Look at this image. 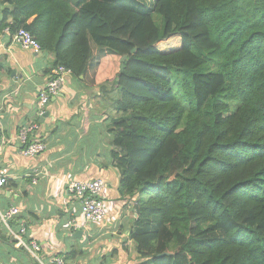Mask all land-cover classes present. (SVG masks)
Masks as SVG:
<instances>
[{
	"label": "trees",
	"instance_id": "obj_1",
	"mask_svg": "<svg viewBox=\"0 0 264 264\" xmlns=\"http://www.w3.org/2000/svg\"><path fill=\"white\" fill-rule=\"evenodd\" d=\"M4 4L2 30L28 31L77 82L91 71L114 112L140 264H264V0Z\"/></svg>",
	"mask_w": 264,
	"mask_h": 264
},
{
	"label": "crops",
	"instance_id": "obj_2",
	"mask_svg": "<svg viewBox=\"0 0 264 264\" xmlns=\"http://www.w3.org/2000/svg\"><path fill=\"white\" fill-rule=\"evenodd\" d=\"M8 8L0 0V175L7 179L0 189V211L18 208L10 227H25L23 239L38 244L43 264L53 258L65 264H140L130 239L138 197L120 194V171L109 158L113 146L106 121L114 112L99 98L89 71L80 82L69 78L40 122L38 95L52 75L54 58L12 43L1 27ZM29 124L37 125L29 141L46 144L34 158L22 156L18 140L19 130ZM94 179L104 182L106 215L99 223H85L67 184ZM72 219L75 230L68 226ZM14 243L0 221V264H38Z\"/></svg>",
	"mask_w": 264,
	"mask_h": 264
},
{
	"label": "built area",
	"instance_id": "obj_3",
	"mask_svg": "<svg viewBox=\"0 0 264 264\" xmlns=\"http://www.w3.org/2000/svg\"><path fill=\"white\" fill-rule=\"evenodd\" d=\"M5 34L11 37L13 44L24 50H30L34 54L41 53V48L31 34L19 29L12 35L9 28L3 30ZM71 71L63 66H58L52 71L51 77L38 95L37 117L41 118L45 114V109L52 98L61 95L69 83ZM37 129L36 124H29L22 127L18 133V140L21 146V154L24 157L34 158L46 151V144L43 142H30L29 136ZM1 135V132H0ZM7 185V179L0 175V189ZM104 182L100 179L79 181L72 180L67 184V191L79 204V213L85 223H99L106 215V207L103 201ZM19 210L16 207H10L5 211H0V221L8 236L13 239L14 246L25 251L35 262L43 264L40 260V247L35 242H26L23 236L26 233L25 227H20L18 231H13L10 227L11 221L17 217ZM68 226L73 230L77 229L75 220L68 222ZM48 264H65L62 258H53Z\"/></svg>",
	"mask_w": 264,
	"mask_h": 264
},
{
	"label": "rangeland",
	"instance_id": "obj_4",
	"mask_svg": "<svg viewBox=\"0 0 264 264\" xmlns=\"http://www.w3.org/2000/svg\"><path fill=\"white\" fill-rule=\"evenodd\" d=\"M111 1H114V0H111ZM179 45H180V39L178 37H173V38H170L169 40H167L165 43L162 42L161 44H158L157 48L160 51H168V50H172V49L176 50V49H178ZM99 98L103 99V95L101 94ZM105 102L108 103L107 99H105ZM107 130H108V128H107Z\"/></svg>",
	"mask_w": 264,
	"mask_h": 264
},
{
	"label": "water",
	"instance_id": "obj_5",
	"mask_svg": "<svg viewBox=\"0 0 264 264\" xmlns=\"http://www.w3.org/2000/svg\"><path fill=\"white\" fill-rule=\"evenodd\" d=\"M135 52H136V49H133V50L131 51L132 54H134ZM125 59H126V57H123V58L121 59V63H123ZM122 70H123V65H122L121 68H120V71H122ZM46 117H48V113H45V114L41 117L40 122H42L43 118H46ZM171 180H172V178H170L169 181H171Z\"/></svg>",
	"mask_w": 264,
	"mask_h": 264
}]
</instances>
